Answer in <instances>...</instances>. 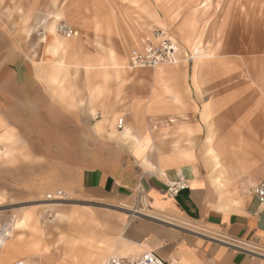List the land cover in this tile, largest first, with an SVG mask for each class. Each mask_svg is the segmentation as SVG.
<instances>
[{"label":"crops","instance_id":"1","mask_svg":"<svg viewBox=\"0 0 264 264\" xmlns=\"http://www.w3.org/2000/svg\"><path fill=\"white\" fill-rule=\"evenodd\" d=\"M172 14L156 0H0V225L15 216L0 264L145 251L264 264V13L241 33L238 19ZM158 28L180 61L131 67ZM55 190L72 201H43Z\"/></svg>","mask_w":264,"mask_h":264},{"label":"built area","instance_id":"2","mask_svg":"<svg viewBox=\"0 0 264 264\" xmlns=\"http://www.w3.org/2000/svg\"><path fill=\"white\" fill-rule=\"evenodd\" d=\"M58 31L66 37L74 34V31L65 24H58ZM179 45L168 34V30L158 28L152 32V35L144 36L142 39L141 48L134 50L128 57V64L131 67H154L164 63L179 62L178 53ZM122 118L118 119V126H121ZM188 187L185 180H172L166 185V191L170 195L177 194L180 190ZM254 193L261 203H264V180L260 181L254 187ZM46 200H60L61 202H69L71 199L67 198L62 190H55L47 192L44 195ZM131 215H146L141 210H130ZM147 216V215H146ZM13 218L3 221L0 225V231L5 232V229L11 227L10 223ZM9 264H34L29 258L13 261ZM103 264H172L160 258L153 251H145L134 257L109 256Z\"/></svg>","mask_w":264,"mask_h":264},{"label":"rangeland","instance_id":"3","mask_svg":"<svg viewBox=\"0 0 264 264\" xmlns=\"http://www.w3.org/2000/svg\"><path fill=\"white\" fill-rule=\"evenodd\" d=\"M160 6H164L173 12L172 17L180 20L184 15L197 17H217L221 20L238 19L239 32L246 28L245 25L254 24L262 27L264 0H156ZM168 4V6H167ZM202 4V8H201ZM193 7V8H190ZM190 8V9H189ZM189 9V10H188ZM198 9H202L199 15ZM188 11V12H187ZM215 16V17H214ZM260 17V18H259ZM168 30V29H167ZM170 30H168L169 33ZM171 33V32H170ZM172 36H174L171 33ZM170 35V36H171ZM174 38V37H173ZM176 39V38H175ZM184 50H179V53ZM178 53V58L180 61ZM17 218V217H16ZM7 219H4V221Z\"/></svg>","mask_w":264,"mask_h":264},{"label":"bare ground","instance_id":"4","mask_svg":"<svg viewBox=\"0 0 264 264\" xmlns=\"http://www.w3.org/2000/svg\"><path fill=\"white\" fill-rule=\"evenodd\" d=\"M188 52V50H186V53ZM191 54V53H190ZM43 201H47V202H61L60 200H45V199H43ZM138 210V209H137ZM14 218H15V216L13 215V220H11L12 222H11V227H9V228H7V229H5V234L6 235H8L9 233H10V231H11V228L13 227V221H14ZM3 239L2 238H0V241H2ZM111 256H114V255H111Z\"/></svg>","mask_w":264,"mask_h":264}]
</instances>
